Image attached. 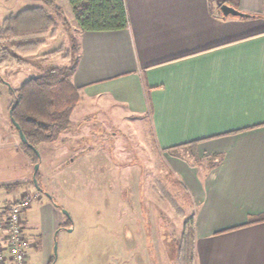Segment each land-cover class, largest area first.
Returning a JSON list of instances; mask_svg holds the SVG:
<instances>
[{
    "label": "crops",
    "instance_id": "1",
    "mask_svg": "<svg viewBox=\"0 0 264 264\" xmlns=\"http://www.w3.org/2000/svg\"><path fill=\"white\" fill-rule=\"evenodd\" d=\"M125 3L129 23L121 30L82 31L73 13L80 57L71 80L80 100L104 96L149 119L194 215L193 264H264V220L250 223L264 215V0ZM222 3L252 16L223 17ZM78 134L72 127L44 142L65 148L62 176L96 156L95 145L79 150ZM20 141L12 126L0 125V185L32 181L0 187V213L34 185V161ZM64 217L53 201L42 206L40 233L32 237L26 228L30 256L48 247L47 233Z\"/></svg>",
    "mask_w": 264,
    "mask_h": 264
},
{
    "label": "rangeland",
    "instance_id": "2",
    "mask_svg": "<svg viewBox=\"0 0 264 264\" xmlns=\"http://www.w3.org/2000/svg\"><path fill=\"white\" fill-rule=\"evenodd\" d=\"M54 1L62 9L55 37L48 39L38 56L29 57L28 64L0 66V125L12 126L14 132L18 129L9 115L11 87H20L51 66L70 63L61 55L44 56L60 46L70 47L77 39L69 0ZM37 4L46 6L43 0H0V19ZM113 101L104 96L91 102L79 99L72 112V127L75 134L80 132L76 145L79 150L94 145L97 149L94 159L71 167L65 172L68 176L58 171L65 148L38 145L40 162L34 163V169L41 164L36 179L45 190H38L36 183L31 187L30 194L38 193L41 199L26 209L27 231L32 237L40 233L42 206L47 202L56 201L67 214L51 235L47 233L48 247L41 244L31 256L29 250L31 264H182L180 244L177 249L187 217L162 200L161 187L172 193L188 217L192 210L181 197L170 151L156 147L148 118L131 117L127 105ZM182 151L187 159L188 149Z\"/></svg>",
    "mask_w": 264,
    "mask_h": 264
},
{
    "label": "trees",
    "instance_id": "3",
    "mask_svg": "<svg viewBox=\"0 0 264 264\" xmlns=\"http://www.w3.org/2000/svg\"><path fill=\"white\" fill-rule=\"evenodd\" d=\"M43 1L46 6L24 7L0 19V66L28 64L29 57L38 56L48 39L55 37L62 9L54 0ZM69 3L82 31H114L128 26L125 0H69ZM57 55H61L70 63L51 66L45 72L24 81L20 87H11L14 98L9 109L11 123H18L28 143L36 148L20 141L21 148L31 155L34 163L40 162V157L35 151L38 150L39 144L54 142L62 133L71 129V115L80 99L79 90L71 80L79 62V41L74 39L70 47L60 46L44 56L49 58ZM15 102L17 103L12 108ZM37 176L38 171L36 178ZM30 182L32 181L9 183L0 187L12 191ZM38 188L44 190L39 183ZM161 189V197L169 201L179 216L187 217L180 241V260L182 264H193L194 215L188 217L172 193L164 186ZM52 201L62 209L59 203ZM261 220H264V215L250 223Z\"/></svg>",
    "mask_w": 264,
    "mask_h": 264
},
{
    "label": "built area",
    "instance_id": "4",
    "mask_svg": "<svg viewBox=\"0 0 264 264\" xmlns=\"http://www.w3.org/2000/svg\"><path fill=\"white\" fill-rule=\"evenodd\" d=\"M37 197V193L23 195L0 213V264H31L33 242L26 232L25 212Z\"/></svg>",
    "mask_w": 264,
    "mask_h": 264
},
{
    "label": "water",
    "instance_id": "5",
    "mask_svg": "<svg viewBox=\"0 0 264 264\" xmlns=\"http://www.w3.org/2000/svg\"><path fill=\"white\" fill-rule=\"evenodd\" d=\"M220 12L223 15V17H227L228 15H235V16H241V17L252 16L251 14L245 13V12L237 9L235 6L230 5L228 3H222L221 4V6H220ZM16 103L17 102L14 103V105L12 106V108L15 107ZM14 125L18 129L20 139L23 142L28 143V140L26 138V135L24 134V132L21 129L20 125L18 123H15V122H14ZM28 144H29V146L35 148L32 144H30V143H28ZM35 151L39 155L38 150H35ZM38 169H39V164H36L35 165V173H34V183H36L37 186H38V183H37V179H36V172L38 171ZM63 212L67 214V211L66 210H64Z\"/></svg>",
    "mask_w": 264,
    "mask_h": 264
}]
</instances>
